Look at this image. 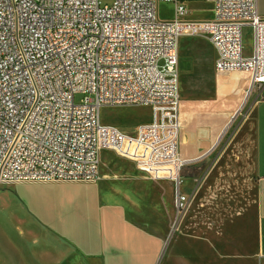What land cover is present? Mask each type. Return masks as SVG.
I'll return each instance as SVG.
<instances>
[{
    "label": "built area",
    "instance_id": "2783aa9c",
    "mask_svg": "<svg viewBox=\"0 0 264 264\" xmlns=\"http://www.w3.org/2000/svg\"><path fill=\"white\" fill-rule=\"evenodd\" d=\"M205 1L213 5L208 21L188 20L180 0H0V187L92 184L101 153L111 151L152 180L173 182L180 217L188 204L180 187L181 40L207 39L216 72L247 73L246 102L264 92L257 0ZM161 2L174 4L173 20L159 19ZM137 105L150 107L153 121L134 135L101 124V109Z\"/></svg>",
    "mask_w": 264,
    "mask_h": 264
},
{
    "label": "crops",
    "instance_id": "0c3cea01",
    "mask_svg": "<svg viewBox=\"0 0 264 264\" xmlns=\"http://www.w3.org/2000/svg\"><path fill=\"white\" fill-rule=\"evenodd\" d=\"M257 9L264 18V0ZM219 76L216 86L192 79L180 99V187L188 204L179 218L173 182H156L108 151L95 183L0 192L1 223L53 240L0 246V264H158L172 256L175 219L176 264H264V94L246 102L247 73Z\"/></svg>",
    "mask_w": 264,
    "mask_h": 264
},
{
    "label": "rangeland",
    "instance_id": "374dc122",
    "mask_svg": "<svg viewBox=\"0 0 264 264\" xmlns=\"http://www.w3.org/2000/svg\"><path fill=\"white\" fill-rule=\"evenodd\" d=\"M183 1L189 12L188 20L191 21H208L213 17V5L205 0H180ZM113 0H102L104 5H111ZM157 14L160 20L170 21L175 16V6L173 3L161 2L157 4ZM252 33L249 29L244 33V44L246 53L248 54L252 46ZM180 97H184L189 90V82L194 80H203L208 84L216 86L222 81L219 72L214 69L215 52L211 44L204 38H185L180 42ZM187 61L190 62V67H186ZM244 79V78H243ZM264 94V92H263ZM83 95H76L75 102L79 104ZM242 108L240 111L243 112ZM239 115V116H240ZM100 121L104 126H113L121 128L127 134L133 135L141 126L150 124L153 121V111L147 106H117L105 107L101 109ZM236 126L235 123L231 125ZM108 151L101 154V159L110 157ZM119 157V156H118ZM13 192V188L3 185L0 187L1 194ZM179 218V216H177ZM6 225L0 222V246H7L15 243L22 246L24 249H29L36 241L53 242V240H45L40 236V233L34 232L27 227L22 228L23 231H18L9 221H5ZM168 248L173 249L172 256L166 257L164 262L158 264H176V219L172 225L171 233L167 239ZM168 250V249H167ZM167 250L165 254H167ZM53 258H57L55 253H51ZM164 254V255H165ZM12 257V256H10ZM27 260L32 259L28 254L25 256Z\"/></svg>",
    "mask_w": 264,
    "mask_h": 264
},
{
    "label": "water",
    "instance_id": "95a60500",
    "mask_svg": "<svg viewBox=\"0 0 264 264\" xmlns=\"http://www.w3.org/2000/svg\"><path fill=\"white\" fill-rule=\"evenodd\" d=\"M239 115V112L233 117L232 122L236 119V117Z\"/></svg>",
    "mask_w": 264,
    "mask_h": 264
},
{
    "label": "bare ground",
    "instance_id": "6f19581e",
    "mask_svg": "<svg viewBox=\"0 0 264 264\" xmlns=\"http://www.w3.org/2000/svg\"><path fill=\"white\" fill-rule=\"evenodd\" d=\"M179 67H180V66H179ZM236 78H237V80H238L239 77H235L234 79H236ZM119 129H121V128H119ZM133 135H134V134H133Z\"/></svg>",
    "mask_w": 264,
    "mask_h": 264
}]
</instances>
